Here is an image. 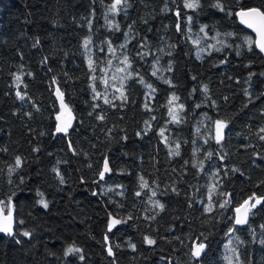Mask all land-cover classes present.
<instances>
[{
  "label": "trees",
  "instance_id": "obj_1",
  "mask_svg": "<svg viewBox=\"0 0 264 264\" xmlns=\"http://www.w3.org/2000/svg\"><path fill=\"white\" fill-rule=\"evenodd\" d=\"M222 2L236 10L233 0ZM111 3L0 0V200L11 196L23 221L16 237L0 233V264H197L190 249L198 237L208 245L199 264H228L224 245L235 208L253 193L264 196V56L255 45L248 50L243 37L253 34L213 7L215 0H199L197 9L184 8L183 0H129L126 14L114 17L119 30L105 21L113 19ZM119 46L131 68L124 66L113 88L112 76L107 85L101 78L109 47ZM129 71L121 101V78ZM55 82L68 106L63 112ZM173 94L174 106L184 105L176 110L180 123L169 122ZM64 113L73 119L67 134L56 132ZM216 120L228 123L219 144ZM16 157L22 166L9 176ZM105 158L112 172L101 179ZM226 199L231 203L221 208ZM252 211L248 224L232 232L234 264H264V203ZM113 217L127 222L109 231ZM69 246L82 249L85 259L65 256Z\"/></svg>",
  "mask_w": 264,
  "mask_h": 264
},
{
  "label": "snow or ice",
  "instance_id": "obj_2",
  "mask_svg": "<svg viewBox=\"0 0 264 264\" xmlns=\"http://www.w3.org/2000/svg\"><path fill=\"white\" fill-rule=\"evenodd\" d=\"M233 3L236 7V10L233 12L231 10V8H227L225 7V4L222 2V0H215V3L213 4V7H215L216 9H218L221 12H225L226 15L228 16H234L236 18V20H238L239 24L246 27L247 29H250L252 31V33H254L255 35V39H253V37L251 35L249 36H245L243 37V41L245 43V45L247 46L248 50L251 51L253 45H255V47L257 49H259V51L261 53H264V3H262L260 6H245L242 4V0H233ZM183 6L186 9H197L200 7V3L199 0H183ZM131 7V4L129 3V0H112V3L110 5L107 6V12L112 14L113 19H109L108 15H105V21L108 24V26L114 30H119V23L115 21L114 17L121 13L124 12L126 14L127 9ZM176 16L179 17L180 16V12L177 11L176 12ZM186 19L191 22L192 17L191 16H187ZM177 29L180 30V25L177 24ZM207 27V25L202 26L200 31L204 32L205 28ZM206 35V33H205ZM220 33H217L216 36H219ZM224 35L226 36H233L235 35V33H225ZM212 39H216V37H212ZM37 43H39L38 39H37ZM91 43L90 38L89 39H85L84 41V47L88 48L89 44ZM110 43V42H109ZM194 44H199L200 41L199 40H194L193 41ZM217 43H220V41H217ZM34 46H36L34 44ZM123 48V45L121 46ZM212 47L217 50L220 51L221 49L216 48L215 45H212ZM206 50V49H204ZM108 51L110 52H115V49L112 47H109ZM240 53L237 52V55H239ZM89 68H93V61L90 58L89 59ZM110 63V61H109ZM123 63L127 66L128 69L131 68V64L129 62V58L127 56L124 57ZM223 63V61H222ZM117 71L119 72H126L127 69L126 68H119L117 69ZM156 72L153 71V75H155ZM136 75H139L138 73H136ZM132 76V73L129 71L127 72V75L124 76L123 78H121V88L119 89L120 91V96L119 99H121V101H126L127 100V96L125 94L124 91V80L130 78ZM102 79V82L104 84L107 85L108 81L106 79ZM113 80L116 79L115 76L112 77ZM193 79H195V77H193ZM16 80L19 82L21 80L20 76H16ZM141 83H144L143 78L140 79ZM166 83H171V81H166ZM147 88L152 90L153 92L155 91L154 89H152V85H147ZM204 91L207 92L208 88L207 85L204 86ZM17 96L23 100L24 96L17 91ZM56 94L57 96L60 97V103H61V111L63 112L65 109L68 108V106L64 103L63 101V93L59 90V88L56 89ZM100 93H96V96H100ZM95 98V97H94ZM179 100V97H177L176 95H172V97L169 99L168 101V114L171 117V120L169 121L170 123H180L182 122L181 119L179 118L176 108H175V102ZM104 103L106 104H111L112 101L109 100L106 96L104 97ZM114 106V105H113ZM145 108H148V104L146 103ZM196 107H200V105H196ZM178 108L180 110H183L184 105L180 104L178 105ZM70 113V109L68 110ZM57 121H60V123L57 124L56 126V132L57 133H63V134H67L69 128L71 127V121H64L62 120V117L60 115H58L56 117ZM97 119L99 120H104V116L103 115H99L97 117ZM155 119V118H153ZM148 122H146L147 124ZM214 123V127H215V135L213 136V139L216 140V142L219 144L223 139H224V130L228 127V123L226 121L223 120H216L213 122ZM164 131L165 129H161L160 130V135L163 137L164 135ZM261 133H264V128L260 129ZM139 135V133H138ZM126 139V137H125ZM261 140H264V135L260 136ZM165 142H167V138L165 137ZM70 143V142H69ZM179 143H177L176 145V150L174 151V155H180L179 152ZM213 154L211 152H209L207 154L208 158H211ZM221 160L224 159L223 156L220 157ZM22 160L20 157H16L15 159V164L14 167L9 168V176H11V174L18 168H20L22 166ZM202 167V165H201ZM54 171L58 172V169H54ZM234 171H238V169H234ZM112 169L109 166V162L107 160V158L104 159L103 162V166H102V170L98 173L99 177L101 179H103L105 177V174L107 173H111ZM9 182L11 183V180H9ZM60 182L63 183V176H60ZM21 183H23V180L21 179ZM141 187L142 188H148V182L145 181L143 179V177H141ZM216 189V185L214 184L212 186V190L215 191ZM173 191H175V189H173ZM14 195V194H13ZM38 195H40L41 199L38 201V203L40 205H42L44 208L48 207V202L47 200H45L43 198V193H38ZM137 196L140 195L139 192L136 193ZM156 195V192L153 191L152 192V196L154 197ZM224 195H228V194H224ZM212 197L211 194L209 195V203L208 206L206 207L205 211L207 212H211L213 210V204H212ZM150 202H152L155 206H158L159 209L162 211L164 209V205L161 204L159 201H151L150 198ZM231 203L230 200L226 199L224 200V202L222 204H220L219 206L221 208H226L229 206V204ZM262 203H264V196H256L255 193H253L251 196H249L247 199H245L239 206H237L235 208V215L233 217L234 219V223L232 225V227L229 229V232L227 234H231L232 232H235L237 230V225H245L248 224L249 222V215L250 214H254L253 213V209H256L258 205H261ZM15 212H16V206L12 201V197H8L7 200H0V233H3L9 237H16L17 236V231L15 229V226L17 224H23L22 220H17L16 216H15ZM132 217H128V219H131ZM154 219V217H153ZM126 220H121V219H116V218H112L109 225H108V229L109 231L114 228L115 226L121 224V223H126ZM262 228H264V225H261ZM23 236L25 237H30L32 235L31 232L29 231H24L22 233ZM202 235V234H201ZM207 238H195L193 240V245L190 249V255L193 257V259H195L197 261V264H199V258L205 253L206 248L208 247L207 243H205V240ZM17 243H20L19 240L16 241ZM145 242L149 245H155L156 241L145 237ZM242 243V242H241ZM260 244H264V239H261L259 241ZM232 244V241L229 240V246ZM132 248H135V245H131ZM231 251L233 254H235L237 260H238V252L235 248H231ZM83 250L75 247V246H69L66 251H65V256H69L71 254H77L79 255V259L80 260H84L85 257L84 255H82ZM108 253L110 255L113 254L112 251V247L109 246L108 247ZM228 259L229 264H233V257L229 256L226 257Z\"/></svg>",
  "mask_w": 264,
  "mask_h": 264
},
{
  "label": "rangeland",
  "instance_id": "obj_3",
  "mask_svg": "<svg viewBox=\"0 0 264 264\" xmlns=\"http://www.w3.org/2000/svg\"><path fill=\"white\" fill-rule=\"evenodd\" d=\"M194 40H199L198 38H194ZM115 49V52H112V54L110 53L109 55V61L110 63L108 64V67L106 68L105 70V78L107 80L108 77L110 76H117L118 73H120L119 71H117V69L119 68H124L125 64L123 63V60H121V47L119 46L118 48L114 47ZM121 62H119L120 60ZM117 62L119 63L117 65ZM107 75V76H106ZM113 88H118V85L117 83L112 79V82H111ZM176 110L178 109V106H175ZM64 116H67L68 113H64L63 114ZM235 238H234V234L231 233L228 235V238H227V241L225 242V249L227 250V255L228 257L229 256H232L233 257V264H234V261H235V254L232 253L231 251V248H235L232 244L229 246V240L233 241ZM229 264V262H228Z\"/></svg>",
  "mask_w": 264,
  "mask_h": 264
},
{
  "label": "water",
  "instance_id": "obj_4",
  "mask_svg": "<svg viewBox=\"0 0 264 264\" xmlns=\"http://www.w3.org/2000/svg\"><path fill=\"white\" fill-rule=\"evenodd\" d=\"M242 26V25H241ZM243 28H245L246 30H248V31H250L251 33H252V31L250 30V29H247L246 27H244V26H242ZM253 34V36H254V39H255V35H254V33H252ZM258 51H259V49H258ZM260 52V51H259ZM261 53V52H260ZM263 56H264V53H261ZM57 88H59V90L61 91V88H60V86L55 82V92H56V89ZM62 92V91H61ZM61 117H62V120H64V121H68V120H70L71 122H72V117L71 116H64V115H62V114H59ZM59 123H60V121H59ZM69 131V130H68ZM224 136H225V130H224ZM16 227V226H15Z\"/></svg>",
  "mask_w": 264,
  "mask_h": 264
}]
</instances>
